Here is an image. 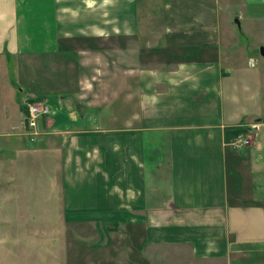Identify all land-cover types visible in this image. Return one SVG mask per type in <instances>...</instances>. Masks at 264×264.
<instances>
[{
    "label": "crops",
    "instance_id": "0c3cea01",
    "mask_svg": "<svg viewBox=\"0 0 264 264\" xmlns=\"http://www.w3.org/2000/svg\"><path fill=\"white\" fill-rule=\"evenodd\" d=\"M240 1V20L264 18V0ZM221 5L0 0V52L8 51L0 73L10 76L13 57L37 65L47 58L68 63L70 78L58 96L43 94L51 114L34 140L12 129L22 88L0 82V264H58L44 253L39 229L62 220L131 226L138 263L159 245L173 255L186 248L182 257L200 264H264V117L255 118L264 113V62H233L222 44ZM225 31L232 36L230 25ZM65 52L63 61L57 55ZM240 127L255 136L237 150L230 141ZM50 167L61 184L57 210L46 217L39 193L46 198ZM32 219L31 235L14 229ZM70 233L68 261L77 250Z\"/></svg>",
    "mask_w": 264,
    "mask_h": 264
},
{
    "label": "rangeland",
    "instance_id": "374dc122",
    "mask_svg": "<svg viewBox=\"0 0 264 264\" xmlns=\"http://www.w3.org/2000/svg\"><path fill=\"white\" fill-rule=\"evenodd\" d=\"M141 5L146 0H139ZM159 1V0H158ZM221 8H220V26L222 33V44L225 45L223 48L226 50L228 54L234 57L233 62L235 64H242L243 62L246 63L251 59L256 60L259 58L260 61L264 62V54H261V48L264 46V18L261 20L257 19H250L246 16V20L241 19L239 17V13L241 12V1L240 0H221ZM240 11V12H239ZM240 20V21H239ZM231 26L233 30L232 36H229V32L225 31L228 26ZM228 39V40H227ZM226 41V43L224 42ZM110 50V49H108ZM7 48H3L2 52L6 53ZM112 51V50H111ZM114 53L110 52V57L115 58L117 51L114 50ZM8 52V51H7ZM5 54L3 53V56ZM57 56L60 57L61 60L65 61L70 59L65 53H59ZM44 58V57H43ZM72 58V57H71ZM42 63L37 65L34 62H28V60L24 61L21 60V57H13L10 61V64L7 65L8 67L5 69V73L8 72L10 76H3L0 73L1 85L4 88V84L8 82V79H12L14 82V89L22 88L23 91H18L19 96L21 99V105L24 109L27 105L26 103L29 101H36L40 98H43V94L49 95V97L58 96L59 90L61 86H65V88L69 85V73L67 68L69 66L68 63H60L59 61H51L50 63L47 58ZM242 62V63H241ZM238 66V65H237ZM1 68V67H0ZM253 68H258V64H255ZM259 69V68H258ZM255 70V69H254ZM262 72V69H260ZM1 72V70H0ZM263 73V72H262ZM261 73V74H262ZM260 74V75H261ZM8 79H7V78ZM40 80L45 81V88L42 89L40 85ZM11 81V80H10ZM93 81H98V79H94ZM114 83V82H113ZM44 84V85H45ZM61 84V86H60ZM55 89V90H53ZM64 90V89H63ZM3 91V89H2ZM17 91V90H16ZM104 92V91H103ZM19 96H17L19 98ZM104 99V96H100ZM111 97V96H110ZM264 97V94H263ZM13 101V100H12ZM11 101V102H12ZM264 101V99H263ZM14 104V102H12ZM11 104L12 106H14ZM49 104V103H48ZM264 108V104H263ZM264 111V109H263ZM51 114V111L48 112V115ZM48 115L47 119L48 120ZM263 119L264 113L260 114L258 112L255 118ZM103 122L105 123L104 119ZM45 121V123H46ZM45 129V128H44ZM246 129H243L246 135L250 137V134H253L254 129L251 130V133H248ZM46 133V132H45ZM254 137V136H253ZM50 139V138H49ZM51 140V139H50ZM252 137H250V145H251ZM250 145H243L241 147H246ZM33 146H36L33 145ZM235 148V147H234ZM35 149V147L33 148ZM238 150V149H237ZM240 150V148H239ZM57 157V156H56ZM48 158L46 162H49ZM47 170L45 177H46V190L45 196L46 198L42 197V193H39L41 197L40 201H44L43 203H39V207H43V210L46 211V217L48 216L49 211L57 210L56 202L53 201V192L54 186L61 184L60 183V174L57 168H49ZM58 174V177H57ZM28 187L26 191L28 192V197L33 200L34 198L31 197L33 195L36 196L37 192L32 186L35 185L31 177H28L27 181ZM57 187V186H56ZM29 200V201H31ZM33 203V202H32ZM36 203H33V206H36ZM34 219L30 220V222L26 223H19L14 229L27 231L29 235L32 234V230L36 231L38 229V223L33 221ZM41 225V224H40ZM46 235V239L40 241V244L43 242L45 254H53L56 261L59 262L58 264H100L101 260H108L111 261L108 264H200L193 260L194 257H182L181 253L182 248L176 251L173 255L171 253V249L167 246H159L154 245L151 248L145 249L146 253L143 256V261L138 263L140 259L139 249H138V240H134L132 235V228L131 226L125 225H115L109 226L106 224L99 225L98 227H94L91 223L85 224H72L67 225L63 220L58 224L53 223H45V225H41V229ZM33 231V232H34ZM73 231L76 233L75 237V244L77 250L75 252L71 251V260L68 261V244L71 242L72 239L69 240V232L72 235ZM50 232L58 233L61 238L59 240L51 239L49 234ZM20 235V234H19ZM39 236V235H38ZM74 236V235H73ZM30 237V236H29ZM36 241V238H34ZM24 241V239H23ZM29 243L32 242V239L28 240ZM52 243H54L52 245ZM138 249V250H137ZM186 251V248H183ZM166 261V262H165ZM210 260H205L202 264H212L209 262Z\"/></svg>",
    "mask_w": 264,
    "mask_h": 264
},
{
    "label": "built area",
    "instance_id": "2783aa9c",
    "mask_svg": "<svg viewBox=\"0 0 264 264\" xmlns=\"http://www.w3.org/2000/svg\"><path fill=\"white\" fill-rule=\"evenodd\" d=\"M26 107L20 112V120L15 122L12 129H19L22 127V133L27 139L34 140L38 138L42 132H45L44 122L47 119L48 112L51 111V105L44 98H40L34 101H28ZM255 136V132L250 134V137ZM250 137L244 132H240L238 135L230 141L231 146L235 149H239L243 145H250Z\"/></svg>",
    "mask_w": 264,
    "mask_h": 264
},
{
    "label": "trees",
    "instance_id": "16d2710c",
    "mask_svg": "<svg viewBox=\"0 0 264 264\" xmlns=\"http://www.w3.org/2000/svg\"><path fill=\"white\" fill-rule=\"evenodd\" d=\"M243 129H245V128L240 127V128H238V129H234V134H235V136L238 135L240 132H242ZM115 225H116V224H113V226H115Z\"/></svg>",
    "mask_w": 264,
    "mask_h": 264
},
{
    "label": "water",
    "instance_id": "95a60500",
    "mask_svg": "<svg viewBox=\"0 0 264 264\" xmlns=\"http://www.w3.org/2000/svg\"><path fill=\"white\" fill-rule=\"evenodd\" d=\"M261 54L262 55L264 54V46H263V48H261Z\"/></svg>",
    "mask_w": 264,
    "mask_h": 264
}]
</instances>
